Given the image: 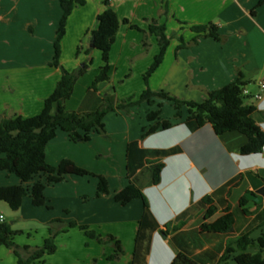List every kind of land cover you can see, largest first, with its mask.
Listing matches in <instances>:
<instances>
[{
	"label": "crops",
	"instance_id": "1",
	"mask_svg": "<svg viewBox=\"0 0 264 264\" xmlns=\"http://www.w3.org/2000/svg\"><path fill=\"white\" fill-rule=\"evenodd\" d=\"M108 2L117 14L119 26L109 50L110 79L97 85V93L122 96L123 101L129 96L136 99L143 91V74L158 52L156 36L149 32V24L155 20L165 26L169 44L161 64L149 77V88L163 90L178 98L201 101L208 91L233 82L241 71L247 83L243 90L246 91L245 102L255 106L253 118L264 132V91L260 100L254 98L264 84V3L256 7L257 0ZM103 9V0H85L84 5L76 6L71 12L61 40L60 65L66 70H76L82 59L77 57L69 65L64 56L66 50L74 46L81 49L84 45L91 47L90 31L95 27L97 14ZM61 14L58 0H0V117L33 116L41 111L44 99L53 91L61 70L49 62L53 57V41ZM209 22L218 26L223 40L219 42L199 36L192 42L198 34L191 30V26ZM145 37L146 47L143 45ZM21 41L25 45L21 60L8 59V51ZM181 43L186 45L178 48ZM97 64L99 68L102 61ZM129 65L132 68L130 73L127 72ZM27 81L33 85L30 82L24 85ZM131 81H135L136 86L133 89L128 86L123 95H119L117 84H130ZM70 99L64 104L67 110L92 111L99 104L93 97H85L78 107L73 108L66 104ZM156 102H163L161 117L172 120L174 110L171 103ZM165 106L167 110L164 113ZM153 109H156L155 105L141 103L130 107L127 112L119 110L117 129L109 133L106 128L107 136L92 133L87 142H74L66 132L57 130L55 137L45 146L46 162L56 166L62 159H70L79 167L105 176L109 194L96 198L93 194L97 180L86 182L87 177L66 176L62 182L45 187L47 206H34L30 197L25 196L18 210L7 212L13 229L18 230L13 224L25 207V217L42 226L55 218L95 228L103 224L108 226L103 234L111 233L122 242L119 234L131 233V239L136 233V219L126 216L123 220L107 213L108 208H119L113 200V193L137 177L148 162H161L163 166L158 184L151 183L146 176L140 177L148 200V208L144 209L146 220L142 222L151 227V237L142 256L144 264L153 261L155 237L161 242L168 264L177 252L187 254L199 264H217L229 238L249 231L255 241L264 230V154L242 155L239 149L247 141L245 135L236 131L219 135L208 123L201 127L192 122L180 123L141 138V128L149 125L146 113ZM182 110L185 118L186 109ZM13 175L0 171V186L21 184V180ZM37 179L35 177L28 184ZM172 188L182 189L188 207L194 199L198 201L208 194L216 208L210 220L229 208L234 216L233 231L230 234L202 233L200 224L207 210V206L202 205L198 211L202 221L196 224L197 231L200 235H213L212 240L197 246L191 253L173 246L171 241L175 232L182 228L181 224H176L178 229L171 227L169 231L168 217L162 214L166 204L163 192ZM148 192L159 195L162 202L159 205L152 202ZM248 192L260 196L261 201L248 199L245 196ZM242 197L246 200L241 204ZM90 203L95 214L92 219L88 216ZM0 206L5 209L2 204ZM131 221L135 223L133 226L128 224ZM42 229L41 242L48 236L47 228ZM60 229L55 238L56 251L31 264H90L88 253L83 252V247L88 246L83 231L77 227L62 226ZM161 231L165 232L163 239ZM41 244L27 245L36 247ZM134 247L132 256L136 258L141 249L137 250L138 244ZM129 259L127 257L126 263L134 264ZM230 263L237 264L232 257L223 264ZM0 264H17V257L5 246H0Z\"/></svg>",
	"mask_w": 264,
	"mask_h": 264
},
{
	"label": "trees",
	"instance_id": "2",
	"mask_svg": "<svg viewBox=\"0 0 264 264\" xmlns=\"http://www.w3.org/2000/svg\"><path fill=\"white\" fill-rule=\"evenodd\" d=\"M58 1L62 14L56 29V36L53 41V57L49 65L60 68V78L53 91L44 99L39 113L30 117L20 115L0 117V171L12 173L21 180L19 185L0 186V201L5 202L12 211L19 209L25 196L30 197L34 206H47L44 194L45 187L60 183L69 175L93 176L97 179L95 196L100 197L109 194L108 181L105 176L94 174L79 167L70 159H62L56 166L49 165L45 159V146L55 137L57 130L66 132L70 140L74 142H87L92 133L105 135L104 118L109 111L117 109L128 111L130 107L141 103L156 106V109L146 113L149 125L141 128V138L180 123L192 122L197 127L208 123L219 135L231 131L245 135L247 141L239 149L242 155L260 152L262 145H264V132L253 118L255 106L245 102L246 96L243 90L247 83L244 80L243 72L240 71L233 82L208 91L206 97L201 101L186 100L163 90L155 91L149 88V77L161 64L169 44L165 26L158 24L155 20L149 24V32L156 36L158 52L143 74L142 79L145 88L138 98L129 97L119 103H114L113 94H105L99 107L92 111L67 110L64 105L65 101L71 97L75 82L78 77L86 72L87 65L84 64L83 67L73 71L63 68L60 65L61 40L65 35L67 20L71 12L76 6L84 5L85 0ZM263 3L264 0H257L256 7ZM103 4L104 9L97 14L95 27L90 31L92 46L89 49L99 50L102 61L91 85V89L95 91L98 83L110 79L109 50L119 26L117 14L109 5L108 0H103ZM134 27L139 29L137 26ZM191 30L198 34L192 42H195L199 36L211 37L219 42L223 40L218 31V26L212 22L191 26ZM143 45L147 46L146 37L143 38ZM185 45L186 43H181L178 48ZM157 100L171 103L174 110L172 120L161 117L163 102H156ZM183 108L186 109L187 113L185 118L183 117ZM162 166L161 162H148L147 167L137 177L129 180L124 187L114 191V201L126 205L133 199H140L143 208H148V200L141 187L140 177L146 176L151 183L158 184ZM35 177L38 179L31 185L28 184ZM245 200L246 198L242 197L240 203L242 204ZM199 202L207 206L204 221L200 224L202 233L230 234L233 231L234 216L229 208L224 209L216 219L210 220L216 209L213 199L206 194L200 198ZM243 212L247 213L246 210ZM62 226L77 227L87 237L95 239L99 243L110 242L114 251L108 256L109 259H117L123 254L122 244L114 236L102 237L86 224H79L76 221L66 223L61 218L52 219L47 223L48 236L40 246L36 247L28 245L21 247L16 244L14 236L19 231L13 229L10 222L0 221V246L12 250L17 257V264H31L56 251L55 238ZM172 228L178 229L179 225H173ZM252 249L255 251H250ZM230 257L237 264H264V230L255 241L251 239L249 231L235 238H229L217 264L225 263ZM170 264L199 263L185 253L177 252Z\"/></svg>",
	"mask_w": 264,
	"mask_h": 264
},
{
	"label": "rangeland",
	"instance_id": "3",
	"mask_svg": "<svg viewBox=\"0 0 264 264\" xmlns=\"http://www.w3.org/2000/svg\"><path fill=\"white\" fill-rule=\"evenodd\" d=\"M32 38V37H31ZM79 47V49H78ZM25 49V45L23 44V42L21 41V44L12 46L11 50L8 51V59L14 61V60H21V52L22 50ZM88 46L84 45V48H80V46H74L72 48H70L69 50H66L65 53V58L67 59V63L72 62V60L76 59L77 57L82 58L81 62L79 64V68L83 67L84 64L87 65V69L86 72L81 75L80 77H78V79L75 82L74 88H73V93L71 95L70 98V102L66 103L67 105H69L70 107L76 108L78 107V105L80 104L81 100L84 99L85 97H93L94 100H98L99 105L102 103V98L105 95V93L103 94H99L97 93L95 90L91 89V85L93 82V79L95 77V75L98 72V62L99 60H101V54L100 51L97 49H89ZM21 50V51H20ZM96 55V56H95ZM84 60V61H83ZM77 67V69H78ZM114 68H112L113 70ZM128 69V73L131 72V66L129 65L127 67ZM140 81L142 82L141 78ZM30 81H27L24 85L28 84ZM30 84H32V82H30ZM99 84V83H98ZM97 84V85H98ZM136 82L135 81H131L130 84H120L118 83V87H120L119 89V95H123V92L126 91L128 89V86H130V88H134L136 86ZM33 85V84H32ZM125 85V86H124ZM97 90V89H96ZM131 95V94H130ZM140 95V94H138ZM137 95V98H138ZM114 97V103H119L121 102V98L122 96H116L113 94ZM130 97V96H129ZM68 99V100H69ZM126 99V98H125ZM118 100V101H117ZM167 103V102H166ZM168 104V103H167ZM169 108H171L169 106ZM167 110L166 106L164 107L163 112L165 113ZM169 110V109H168ZM119 109L117 110H113V111H109L106 114V118H105V132L107 133V129L109 133H112V131H114V129L116 128V122L118 119L117 115ZM123 112H127L126 110H121ZM101 135V134H100ZM108 134L102 135V136H107ZM107 163V162H106ZM89 171V170H88ZM92 172V171H90ZM94 174H96L95 172H92ZM15 176V175H13ZM83 177H87L88 179H85L86 182L89 181H94L97 180L95 177L93 176H83ZM14 185V184H12ZM91 187V183L88 184ZM95 195V194H93ZM149 197L151 198V201L156 203L157 205L160 204V202H162V199L159 197V195L157 196L156 193L151 194V192H148ZM163 196L165 198V206L162 209V214L168 217V223H167V228L169 229V231H171V227L173 225L176 224H181L180 227H182L180 230L175 232V235L173 237V240L171 241V244L173 246L177 245L179 246L183 251L191 253L193 251L194 248H196L197 246L200 245H204L205 243L209 242L212 240L211 236L213 235H200V233L197 231V227L196 224L201 222L202 219L200 218L201 216L198 215V211H200L202 204L199 202V200L197 201L196 199H194L193 203L191 206L188 207V202L186 200V196L183 193L182 189H166L163 192ZM96 197V196H95ZM101 197V196H100ZM99 198V197H96ZM200 199V198H199ZM25 200H29L28 198H26ZM114 200V199H113ZM93 202V201H91ZM116 202V201H114ZM117 203V202H116ZM0 204H2V206H4L5 209H3L0 206V215L2 216V221L5 222H11L12 219L7 218V212H12L11 209L9 208V206L3 202L0 201ZM119 204V203H118ZM90 207V212H89V218H93V216H95V214H93L92 210V203H90L88 205ZM24 208V209H23ZM21 210V213L19 215V219L16 220V222L13 224L15 225V227H17L19 233L16 234V243H18V245L25 246L27 244H31L32 246L34 245H38L40 243H43V240L41 242V235L43 232V227L47 228V223L45 226H42L41 224H39L37 221L35 220H31V219H27L26 214V208L23 207ZM92 208V209H91ZM107 213H109L110 215H113L116 218H122L124 220V218L126 216H128L129 218L136 219V233L133 234V237L130 239L129 235H131V233H121L119 235H121V244L123 247V254H121L119 256V258L117 259H109L108 256L110 254L113 253L114 251V247L110 242H105V243H99L97 242L95 239L89 238L85 235V239L86 242L88 243V246H84L83 247V252L88 253V257H89V262L90 264H127V257H129V261L131 260L132 263L134 264H144L142 256L144 254L145 251V247L148 244V241L151 237V227L147 224L142 222L145 219V210L143 208L142 205V201L140 199H133L132 203H129L128 205H121L119 204V208L116 210H111L108 208ZM38 223V224H37ZM144 223V224H143ZM130 226L134 225L135 223H133V221L128 223ZM123 225H125V223H123ZM89 226V224H88ZM96 227V226H95ZM94 226H89L90 229H94L96 230V232L102 236V237H106V235H112L115 237V235L111 234V233H106L103 234L106 229L108 228V226L106 227L105 225L102 224V227L100 228H95ZM13 228V227H12ZM16 230V229H15ZM28 233H30V235H27ZM165 236V232L161 231V239H163ZM116 238V237H115ZM117 239V238H116ZM138 244L139 249L140 250L135 258V256L133 257L132 254L134 255V250H135V245ZM29 246V245H28ZM153 261H151V264H168L167 262V255L165 253V251L162 248L161 242L155 240L153 242ZM132 258V259H131ZM230 264H234V263H230Z\"/></svg>",
	"mask_w": 264,
	"mask_h": 264
},
{
	"label": "built area",
	"instance_id": "4",
	"mask_svg": "<svg viewBox=\"0 0 264 264\" xmlns=\"http://www.w3.org/2000/svg\"><path fill=\"white\" fill-rule=\"evenodd\" d=\"M263 91H264V84L261 85V91L259 93L255 94L254 98L256 100H260L263 97ZM243 93H246V91H244ZM260 153L264 154V145H262ZM0 221H2V216H0Z\"/></svg>",
	"mask_w": 264,
	"mask_h": 264
},
{
	"label": "water",
	"instance_id": "5",
	"mask_svg": "<svg viewBox=\"0 0 264 264\" xmlns=\"http://www.w3.org/2000/svg\"><path fill=\"white\" fill-rule=\"evenodd\" d=\"M90 46H92V44H90ZM245 196L248 198V199H251V200H254L256 202H260L261 201V197L260 196H257L251 192H248L245 194Z\"/></svg>",
	"mask_w": 264,
	"mask_h": 264
}]
</instances>
